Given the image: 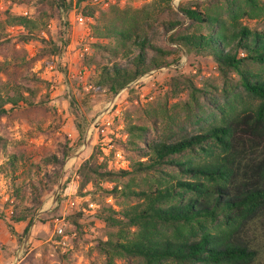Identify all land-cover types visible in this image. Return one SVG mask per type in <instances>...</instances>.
Segmentation results:
<instances>
[{"label": "trees", "instance_id": "trees-1", "mask_svg": "<svg viewBox=\"0 0 264 264\" xmlns=\"http://www.w3.org/2000/svg\"><path fill=\"white\" fill-rule=\"evenodd\" d=\"M173 1L100 8L88 0H45L37 15L45 35L36 31L38 19L5 10L0 46L11 42L7 26L21 27L11 45L31 66L59 52L46 27L54 12L80 9L92 48L80 64L92 71L94 89L111 96L149 71L178 64L182 52L210 59L219 83L197 85L187 73L171 75L163 97L144 107L140 121L125 125L126 139L119 144L129 163L112 167L96 143L76 169V192L113 199L114 205L93 212L108 229L95 245L102 264H264V28L241 22L264 17V3L186 0L174 7ZM29 40L41 44L32 57L15 48V42ZM25 94L33 96L16 85L0 95V117L35 108ZM68 146L66 141L59 154L30 163L26 173L34 172L35 181L13 184L7 217L0 210L11 235L21 238L28 232L42 196L57 184ZM3 147L0 137V152ZM15 162L11 156L6 163L13 181L18 178ZM83 214L78 210L67 217L71 232H81ZM21 222L25 225L16 232L14 224ZM48 259L44 251L41 260ZM55 259L69 264L65 252H57ZM37 262L29 252L18 264Z\"/></svg>", "mask_w": 264, "mask_h": 264}, {"label": "rangeland", "instance_id": "rangeland-1", "mask_svg": "<svg viewBox=\"0 0 264 264\" xmlns=\"http://www.w3.org/2000/svg\"><path fill=\"white\" fill-rule=\"evenodd\" d=\"M45 0H0V18L3 12L12 15H26L37 18L41 2ZM120 8H140L151 0H114ZM264 3V0H260ZM186 3V0H174L172 5ZM88 4L99 7L88 0ZM82 14L80 9H72L67 15L62 10H56L54 16L48 21L47 28L50 36L60 49L58 53L47 55L31 66H27L20 59L21 53L13 50L11 43L16 41L17 32L21 27L7 26L5 33L11 39L8 44L0 46V95L5 97L10 89L16 85L29 88L33 92L30 97L25 94L28 101L36 105L31 110L13 111L7 117H0V137L4 147L0 152V210L1 215L7 217L11 209V193L15 182L26 186L29 180L35 181L34 172L28 176L26 171L30 163H36L43 155L56 152L61 144L68 141L70 148L64 164L60 168L57 184L51 193L42 196L39 210L32 216V226L24 237L11 236L2 246V254L7 251L8 259H1L3 264L15 263V257L22 258L34 252L35 264H59L55 257L57 252L67 253L69 264H102L103 257L95 249L99 239H104L107 227L99 219L93 217L94 210L103 205H114L113 199L102 195L80 196L77 194L76 169L79 163L86 158L98 141V134L91 127L94 117L115 99L112 113L114 115V148L119 151V161L110 153L107 159L110 165L117 168L116 161L127 165L129 155L122 150L120 141L126 138L125 125L127 122L140 121L143 118V109L159 101L168 88V79L176 72L187 73L192 76L197 85L203 81L219 83L217 69L214 63L207 58L196 55H187L184 52L179 57L178 64H171L169 69H154L147 76H140L138 81L131 83L129 89H121L111 96L105 90H95L92 81V71L82 68L81 58L84 53L92 51L89 46V32L84 17L83 23L76 20ZM242 24L250 28L263 29L264 17L257 19H242ZM43 20H37V32L45 35ZM185 24H183L184 26ZM15 48L26 49L28 57L37 54L41 48L38 40H29L26 43L15 42ZM8 63L5 71L4 65ZM173 67V68H172ZM175 67V68H174ZM89 86H92L90 88ZM142 96L144 98H142ZM149 97L151 99L149 100ZM178 98H185V93ZM177 98L171 99L175 101ZM34 107V106H33ZM117 109L118 112L115 111ZM11 156H15V171L18 175L15 181L11 179L10 169L6 163ZM4 171L5 173H2ZM15 178V177H14ZM111 183H104V187H111ZM90 204L92 206H90ZM115 207V206H114ZM84 214L80 219L81 232H71L67 217L76 211ZM0 216V224L4 218ZM63 218L67 222V233L72 235L69 245L61 249L54 243V219ZM32 233V240L27 238ZM4 235L7 238L10 234ZM4 236L2 238H4ZM5 239V238H4ZM33 240L44 241L38 246ZM13 247V250H9ZM44 251L48 254V261L41 260ZM118 264H124L122 260Z\"/></svg>", "mask_w": 264, "mask_h": 264}, {"label": "built area", "instance_id": "built-area-1", "mask_svg": "<svg viewBox=\"0 0 264 264\" xmlns=\"http://www.w3.org/2000/svg\"><path fill=\"white\" fill-rule=\"evenodd\" d=\"M90 1L93 4L98 5L100 8H105L111 4H116L114 0H90ZM76 20L79 23H83L84 17L81 14H78L76 16ZM160 69H169V67H162ZM144 75L147 76L148 73ZM138 79H136L133 83L138 81ZM89 87L93 89L92 86H89ZM142 98L144 97L142 96ZM116 99H117V95L115 99L110 100L106 104V106L94 117L91 127L98 134L97 143L100 145L102 153L107 156L110 153H113L112 155L118 160L119 157L121 156H120L119 151L114 148V143H113L114 115L112 113V109L114 107ZM150 99L151 97H149V100ZM115 111L118 112L117 109H115ZM118 161H116L117 168H124L126 166L123 163H121V166H120ZM90 206L92 205L90 204ZM66 228H67V222H65L62 217L54 219V224H53V234L55 236L54 243L57 246H59L61 249H64L69 245V239L72 236L67 233Z\"/></svg>", "mask_w": 264, "mask_h": 264}, {"label": "crops", "instance_id": "crops-1", "mask_svg": "<svg viewBox=\"0 0 264 264\" xmlns=\"http://www.w3.org/2000/svg\"><path fill=\"white\" fill-rule=\"evenodd\" d=\"M24 223L23 222H21V223H17V224H14V229H15V231L16 232H20L22 229H23V227H24ZM32 226V225H31ZM30 226V227H31ZM7 233V228H6V226H5V224L3 223V224H0V258L3 260L4 258L5 259H8L9 258V256H10V254H8V252L6 251L5 252V254H2V252L4 251V250H2L3 248H2V246H3V244H5V242H6V240H9L10 238H11V236H13V235H11L9 232V236H7V238L8 239H6V237L4 236V235H8V234H6ZM32 233L29 235V237L27 238V241L29 242V241H31L33 238H32ZM4 236V238H2ZM33 242L34 243H36L37 245H35L34 247H36V246H38V244H40V242L41 243H43L44 241H35V240H33ZM9 250H13V247H10L9 248ZM32 249H30L29 250V252L31 251ZM21 259L22 258H18V256H16L15 257V260H16V262L15 263H13V262H11V263H9V264H18L20 261H21ZM0 264H3L2 263V261L0 260Z\"/></svg>", "mask_w": 264, "mask_h": 264}]
</instances>
